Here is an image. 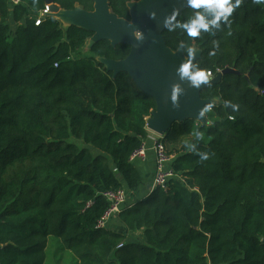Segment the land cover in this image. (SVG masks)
<instances>
[{"label": "trees", "instance_id": "trees-1", "mask_svg": "<svg viewBox=\"0 0 264 264\" xmlns=\"http://www.w3.org/2000/svg\"><path fill=\"white\" fill-rule=\"evenodd\" d=\"M128 1L109 5L129 18ZM45 7L0 0V264H264V5L244 0L232 35L215 37L216 57L207 55L213 37L193 41L214 75L237 73L201 90L216 99L212 127L187 118L165 132L173 176L139 198L130 155L147 140L155 101L96 60L123 59L129 47L103 39L86 50L92 32L41 15ZM162 35L171 49L182 38ZM225 99L241 104L234 120ZM197 128L208 161L183 149ZM117 189L127 192L116 216L125 231L96 228L103 193Z\"/></svg>", "mask_w": 264, "mask_h": 264}, {"label": "water", "instance_id": "water-1", "mask_svg": "<svg viewBox=\"0 0 264 264\" xmlns=\"http://www.w3.org/2000/svg\"><path fill=\"white\" fill-rule=\"evenodd\" d=\"M44 1L48 9L45 15L57 18L62 26L74 25L92 32L86 42V50L103 39L108 40L112 46L124 44L129 47V52L123 59L96 57V60L103 64L107 71L112 72L113 78L121 71L127 72L136 87L154 99L155 108L146 117V128L148 131L163 136L174 122L187 118L205 123L195 117L199 101L193 99L191 93L185 99L182 98L180 111L173 110L170 104H165L167 81L174 67L182 58V54L174 55L171 53L175 49H171L166 44L162 33L160 34L162 29L158 26V21L149 19L147 11L154 8L157 10L158 19H162L166 13L171 11L175 0H140L139 3H132L131 0L126 3L129 19L144 31L146 36H149V39L143 44L134 48V41L128 33L130 29L126 31L124 22L120 21L127 18L120 17L112 11L109 0H92L93 6L91 10H86L81 4H76L71 9H64L53 0ZM152 35L159 39V43H152ZM231 72L237 73L233 68H224L218 71L214 75L217 79L214 82L218 83L223 74ZM245 77L247 78L248 75ZM200 93L201 91L199 92L201 101L206 103L208 100H213L216 102V99L201 97Z\"/></svg>", "mask_w": 264, "mask_h": 264}, {"label": "clouds", "instance_id": "clouds-1", "mask_svg": "<svg viewBox=\"0 0 264 264\" xmlns=\"http://www.w3.org/2000/svg\"><path fill=\"white\" fill-rule=\"evenodd\" d=\"M36 0H34L35 4ZM140 0H132V3H139ZM257 5H264V0H253ZM244 0H175L171 11L166 13L162 19H158L157 10L149 9L148 17L157 20L158 26L162 29L160 34L167 32L177 34L182 37L172 54H182L179 63L174 67L167 81V98L165 104H170L171 108L180 111L182 108V98H186L191 93L193 99L199 101L195 117L203 120L208 127H212L214 122L208 121L207 116L217 108V103L208 100L206 103L199 98V92L208 88L211 89L216 81L213 72L201 64L203 50L194 45L193 41L201 38L205 34L213 37L211 46L207 52L209 58L216 57L221 48V41L215 39L218 33L226 36L232 35V25L234 13L241 7ZM124 22L125 30L128 31L134 41L133 48L143 44L149 36L138 28L135 23L127 18L120 20ZM159 34V35H160ZM163 39V37L160 35ZM153 44L159 43V39L151 36ZM199 53V55H198ZM222 108L228 120L235 119V113L241 110V104L231 99L223 100ZM193 140L183 141V149L186 153H191L198 157L201 162L208 161L214 153L201 149L199 142L205 141L206 132L197 128L191 133Z\"/></svg>", "mask_w": 264, "mask_h": 264}, {"label": "built area", "instance_id": "built-area-1", "mask_svg": "<svg viewBox=\"0 0 264 264\" xmlns=\"http://www.w3.org/2000/svg\"><path fill=\"white\" fill-rule=\"evenodd\" d=\"M8 1L11 6L16 5L20 2V0H8ZM47 10H48L47 7H45V9L41 12V15L47 12ZM38 22L39 19H37L36 24ZM147 139L152 140L153 142V153L155 159L154 173L151 180V186L149 188V193H150L154 188L157 187L165 189L167 180L171 176H173V174L170 166V161L172 159V156L168 154L167 149L164 143L162 142V136L150 132ZM145 141H143V143L140 145L139 148L135 149L131 153L130 155L131 161L135 159H140V160L145 159L146 151H147V146L145 145L146 144ZM103 195L108 201L109 206L103 217L98 221L96 228L106 227L109 224L110 220L117 216L123 204H125L127 201V192L124 189L109 190L104 192ZM89 205L90 203H87V206Z\"/></svg>", "mask_w": 264, "mask_h": 264}, {"label": "crops", "instance_id": "crops-1", "mask_svg": "<svg viewBox=\"0 0 264 264\" xmlns=\"http://www.w3.org/2000/svg\"><path fill=\"white\" fill-rule=\"evenodd\" d=\"M145 145L147 146L146 157L145 159H135L133 160V164L136 169L139 171L141 178L143 180L142 185L139 187L137 191V197L145 196L149 193V188L151 186V180L154 173L155 168V159L153 153V142L152 140L147 139L145 141ZM109 227L114 228L117 231H125L124 227L120 225L117 220V217H114L109 222ZM139 234V233H134Z\"/></svg>", "mask_w": 264, "mask_h": 264}, {"label": "rangeland", "instance_id": "rangeland-1", "mask_svg": "<svg viewBox=\"0 0 264 264\" xmlns=\"http://www.w3.org/2000/svg\"><path fill=\"white\" fill-rule=\"evenodd\" d=\"M77 142L80 143L79 141H77ZM52 264H55V263H54V260L52 261Z\"/></svg>", "mask_w": 264, "mask_h": 264}]
</instances>
